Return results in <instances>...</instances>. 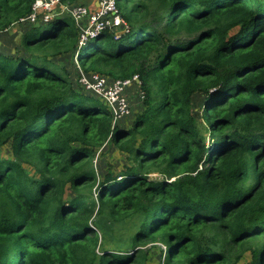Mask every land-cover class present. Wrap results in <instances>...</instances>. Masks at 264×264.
<instances>
[{"label": "trees", "instance_id": "obj_1", "mask_svg": "<svg viewBox=\"0 0 264 264\" xmlns=\"http://www.w3.org/2000/svg\"><path fill=\"white\" fill-rule=\"evenodd\" d=\"M34 1L0 0V33L33 25L20 19ZM117 7L128 38L104 31L78 61L86 75L137 76L145 108L129 129L112 128L101 101L51 61L74 54L72 19L21 33L24 54L0 52V150L11 148L0 158V264H151L152 251L157 264H239L246 253L264 264V1ZM106 141L130 165L100 179Z\"/></svg>", "mask_w": 264, "mask_h": 264}, {"label": "rangeland", "instance_id": "obj_2", "mask_svg": "<svg viewBox=\"0 0 264 264\" xmlns=\"http://www.w3.org/2000/svg\"><path fill=\"white\" fill-rule=\"evenodd\" d=\"M97 2V0H78L76 3L83 4L84 6H91L92 2ZM96 5V4H95ZM14 26V25H12ZM9 27L5 32L3 31L0 33V52L4 54H13L15 52V49L18 50L20 54H24L25 50L23 49L21 45L20 38L21 33H27L30 38L40 37L44 33L49 30L51 27V24H42V23H36L33 25H26V27L18 26V27ZM26 31V32H25ZM129 35L125 34L122 35L123 40L127 39ZM51 61L54 62L56 65H58L59 69H63L68 74V79L70 83L73 85V88L78 91H86L93 96L97 97L101 101V105L106 108L107 110L111 111L110 105L107 103H114L117 104L116 101L111 100L112 96H107L106 99H103L101 96L98 97L96 93H94L91 89L85 88L83 85V88L81 90L79 89V84L81 83V77H82V68L79 64L78 59L76 62L79 64V67L81 71H77L76 67L74 66V59L73 55H58L56 57L51 58ZM60 71V70H58ZM83 72V71H82ZM84 75V74H83ZM88 77V76H87ZM106 78V77H105ZM107 79V78H106ZM114 82L107 80V83L105 82L106 90L113 89ZM84 90V91H83ZM105 90V91H106ZM105 91L102 93L105 94ZM121 95L125 97V99L128 102V111L123 112L119 115H117V119L112 122V128L115 126V122L121 126H124V129H129L132 126L134 115L136 113H141L143 109L145 108V105L143 104V96L139 95V85L135 82H129L127 85L123 86V89L121 91ZM137 97V98H136ZM105 98V97H104ZM110 98V99H109ZM102 99V100H101ZM156 89L152 91V98H151V105L155 106L156 104ZM196 106L200 105L202 102L200 98H196ZM107 102V103H105ZM112 115V114H111ZM113 116V115H112ZM200 114H197V120H200ZM207 138V136H206ZM95 157L93 160V164L95 169L97 170L98 176L100 179L102 175H104L108 169H110L113 173H119L120 171H123L126 167L130 165V161H128V155L118 150L112 143L106 141L103 143V145L95 150ZM0 158H11V148L10 145H5L0 150ZM150 179H157V174H150ZM70 193V191H67V196ZM154 253V254H153ZM149 258L151 259V264H157L159 260V253L158 251H152ZM149 259V260H150ZM250 260L248 253L244 254L242 260L239 264H246Z\"/></svg>", "mask_w": 264, "mask_h": 264}, {"label": "built area", "instance_id": "obj_3", "mask_svg": "<svg viewBox=\"0 0 264 264\" xmlns=\"http://www.w3.org/2000/svg\"><path fill=\"white\" fill-rule=\"evenodd\" d=\"M91 2V6H84L78 3H63L62 0H35L30 14L20 19V21H27L31 24H49L63 17L72 19L78 29L76 50L73 54V59L75 61L74 66L77 71H81L76 60L78 59L79 51L89 41L94 40L104 31H109L111 34H114L115 39H118L121 35L127 34L130 30V27L119 14L117 0H97L96 5L93 1ZM81 73V86L83 85L85 88L91 89L98 97L101 96L103 99H106L107 96H112L111 100L117 102V104L105 102L110 105V112L114 120L117 119V115L128 111L130 106L128 107V102L125 97L121 95V91L123 86L127 85L129 82L134 81L139 83L137 76H134L131 81H112L114 82L112 84L114 88L106 90L105 82L107 83L108 79L97 74L86 75L82 71ZM104 91L105 94L103 95L102 93ZM139 95L143 96L141 93Z\"/></svg>", "mask_w": 264, "mask_h": 264}, {"label": "crops", "instance_id": "obj_4", "mask_svg": "<svg viewBox=\"0 0 264 264\" xmlns=\"http://www.w3.org/2000/svg\"><path fill=\"white\" fill-rule=\"evenodd\" d=\"M95 4H96V2H95Z\"/></svg>", "mask_w": 264, "mask_h": 264}]
</instances>
